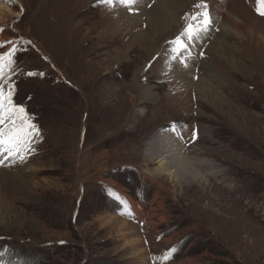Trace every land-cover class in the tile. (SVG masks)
<instances>
[{
  "label": "rangeland",
  "instance_id": "1",
  "mask_svg": "<svg viewBox=\"0 0 264 264\" xmlns=\"http://www.w3.org/2000/svg\"><path fill=\"white\" fill-rule=\"evenodd\" d=\"M6 2L0 85L39 131L0 160V264H264V38L181 36L198 4L151 34L120 0Z\"/></svg>",
  "mask_w": 264,
  "mask_h": 264
},
{
  "label": "bare ground",
  "instance_id": "2",
  "mask_svg": "<svg viewBox=\"0 0 264 264\" xmlns=\"http://www.w3.org/2000/svg\"><path fill=\"white\" fill-rule=\"evenodd\" d=\"M152 1L153 0H139L137 4H133L135 7V10H134L135 12L134 11L132 12V14L137 15L136 17H134L135 19H141L144 16L147 20V17H148L149 22H150L149 28L152 27L151 34L154 33L155 29L157 30V29H160L161 27H165L166 29H168L171 25L174 24L175 21L181 20L183 16L182 13L188 7V4L191 8V6L195 4L197 5L200 3V0H186L187 3L185 0H155L152 5ZM6 4H7L6 0H0V21L1 22H4V19L6 18V15H5L6 13H4V11H11L12 9V8L9 9L10 6ZM148 5H151V8L149 10L147 9ZM257 7L258 5L256 4L255 0H207V8L209 11L208 14L210 15V20L213 21L214 23L215 22L217 23L216 18L221 17V27H220L221 31H223L224 29H228L229 31L232 30L233 31L232 33H234V31L239 32L241 36H245L244 39L246 38L253 39V41L256 42L258 46H260V43L263 44V40L261 37L264 38V16L260 15L257 12ZM128 14H131V13L120 10V16L117 18L118 21L120 20V18L121 20H124L125 17H123V15H128ZM224 21H225V24H224ZM122 26L125 29L127 27L126 24H123ZM204 30H201L200 28L197 29V31L200 33L201 39L205 38ZM216 32H217L216 33L217 36H221L219 35L218 31ZM139 33H140V38L144 37L143 33L145 32L143 33L139 32ZM146 35H147V32H146ZM135 39L137 38L135 37L134 40ZM216 39L217 38L213 37L212 40L214 41H211L209 45L210 46L214 45L216 51H218L220 55H222L223 52H220L218 50L220 48V43L216 41ZM217 40L220 41L221 39H217ZM187 50L192 51V49H190L189 47ZM118 52H121V51H118ZM211 66L212 65L210 63H207V65L201 64L200 68L204 71V70H209V67ZM178 75L183 81V83H185L188 87L197 88L200 99L204 97H214L216 91L212 85V82H207L204 79H200L199 82L195 85L193 84V81L189 79L190 78L189 76L191 75L187 74L186 71H183V72L178 71ZM191 79L193 80L192 77ZM169 132L174 133V131L172 130L170 131L167 130L164 133H169ZM199 134L201 135L200 132ZM176 138L180 141V143L183 142L181 141L182 137L176 135ZM163 142L165 141L162 139L159 140L160 151L163 153V155L157 156V159H159L160 161H164L166 158L165 154L168 153L167 151L168 149L164 148L165 145ZM154 152H157V151H154ZM149 157L154 158V155L150 154L148 158ZM163 171L167 172L166 169H164ZM131 205L133 206L134 204L132 203ZM139 217L141 218L139 219L141 222L143 218L142 214H140ZM148 225L152 226L151 224H148Z\"/></svg>",
  "mask_w": 264,
  "mask_h": 264
},
{
  "label": "snow or ice",
  "instance_id": "3",
  "mask_svg": "<svg viewBox=\"0 0 264 264\" xmlns=\"http://www.w3.org/2000/svg\"><path fill=\"white\" fill-rule=\"evenodd\" d=\"M103 3L108 5L113 4L114 0H102ZM121 3L126 5L137 4L139 0H120ZM257 7V12L264 16V0H255ZM197 7L202 8L203 11L197 13L201 20L200 29L203 30L205 26L210 24V15L207 13V0H200V3ZM191 30V31H190ZM199 35V32L196 31V25H189L185 29L181 36H186L187 39H195ZM177 44H183V41L180 37H177L175 41ZM15 49L11 51L0 54V80L5 75V68L7 67L9 71L12 70L13 61L10 59ZM6 57L7 65L5 64ZM31 75V73H30ZM7 96L3 91V86L0 85V126L3 124L4 114L8 113V119L12 121H18V124H15L8 132L5 134L2 127H0V160L3 159V155L7 154L10 158H23L27 153L34 151L31 147L32 141L37 138L38 128L35 124L28 123L31 119L30 116L25 118L26 109L23 105L17 106L13 102V88L11 85L8 86ZM6 150V151H5ZM110 194L115 195L110 190ZM116 198H120L117 196ZM123 202V201H122ZM174 251V249H173Z\"/></svg>",
  "mask_w": 264,
  "mask_h": 264
},
{
  "label": "built area",
  "instance_id": "4",
  "mask_svg": "<svg viewBox=\"0 0 264 264\" xmlns=\"http://www.w3.org/2000/svg\"><path fill=\"white\" fill-rule=\"evenodd\" d=\"M184 142L186 141L185 139L181 138Z\"/></svg>",
  "mask_w": 264,
  "mask_h": 264
}]
</instances>
